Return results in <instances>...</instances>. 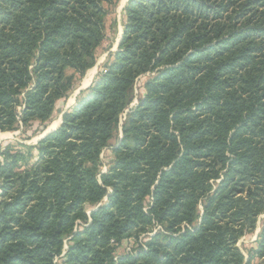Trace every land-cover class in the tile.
Returning a JSON list of instances; mask_svg holds the SVG:
<instances>
[{"label": "trees", "instance_id": "trees-1", "mask_svg": "<svg viewBox=\"0 0 264 264\" xmlns=\"http://www.w3.org/2000/svg\"><path fill=\"white\" fill-rule=\"evenodd\" d=\"M116 1L0 0V133L46 129ZM124 12L118 51L60 127L0 152V264H55L66 238L62 264H264V227L247 260L237 246L264 214V0ZM154 223L169 234L115 261Z\"/></svg>", "mask_w": 264, "mask_h": 264}, {"label": "rangeland", "instance_id": "rangeland-1", "mask_svg": "<svg viewBox=\"0 0 264 264\" xmlns=\"http://www.w3.org/2000/svg\"><path fill=\"white\" fill-rule=\"evenodd\" d=\"M128 2L129 0H119L116 1L112 6H106V39L97 49V62L92 69L86 72L84 77L80 78L78 75L76 76V79L74 80V90L66 99L61 100L57 103L53 118L51 122L47 124L46 129L42 133H40L39 129H41V126L37 123H34L29 128L20 127V129L13 132L0 133V152L6 148H11L14 151L16 150L27 152V147L37 145L39 141L44 139L43 136L45 134L49 132L53 133L60 127V125L62 124L63 114L76 104L81 92L88 89L98 77V75L104 71V66L108 62L110 54L118 51L124 32V9ZM68 74L72 75L73 72L69 71ZM146 80L147 77H142L137 82L134 89V103L132 104V106L137 104L138 98L144 94L143 87ZM118 137H121V130H119L118 136H115L114 139L110 142V145L114 146L117 142ZM101 158L104 164L103 172H106L113 162L114 156L111 150L106 149L102 153ZM89 209L90 208L87 209L88 212H90ZM263 227L264 214L259 217L255 232L247 233L239 240L237 246L246 256V260L248 259L250 250L257 248L258 236L261 233ZM134 233L135 234L131 238L125 240L118 248L115 253V261H117L120 257H124L129 254L133 255L141 250H146V243L148 242L150 237H154L156 234H161L162 236L169 234L166 230L165 225H160L157 223H154L153 226L148 227L145 233ZM68 240L69 238H66L64 240L63 253L61 256L55 258V264H62L64 255L66 253V250L68 249ZM254 262L255 264L262 263V261L259 259H255Z\"/></svg>", "mask_w": 264, "mask_h": 264}, {"label": "water", "instance_id": "water-1", "mask_svg": "<svg viewBox=\"0 0 264 264\" xmlns=\"http://www.w3.org/2000/svg\"><path fill=\"white\" fill-rule=\"evenodd\" d=\"M134 106V105H133ZM50 134V132L49 133H47V134H45L43 137L45 138L47 135H49Z\"/></svg>", "mask_w": 264, "mask_h": 264}, {"label": "bare ground", "instance_id": "bare-ground-1", "mask_svg": "<svg viewBox=\"0 0 264 264\" xmlns=\"http://www.w3.org/2000/svg\"><path fill=\"white\" fill-rule=\"evenodd\" d=\"M91 71H92V70H91ZM89 77H90V76H89ZM88 79H89V78H88ZM86 82H87V81H86ZM86 82H85V83H86Z\"/></svg>", "mask_w": 264, "mask_h": 264}]
</instances>
